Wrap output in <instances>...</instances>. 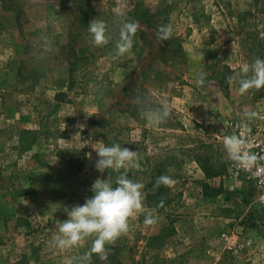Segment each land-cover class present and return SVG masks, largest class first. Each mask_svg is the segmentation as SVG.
Here are the masks:
<instances>
[{"label": "rangeland", "instance_id": "1", "mask_svg": "<svg viewBox=\"0 0 264 264\" xmlns=\"http://www.w3.org/2000/svg\"><path fill=\"white\" fill-rule=\"evenodd\" d=\"M120 4L0 0V264H66L89 250L92 239L61 251L51 236L65 207L93 197L98 178L115 186L119 173L95 167L91 146L105 140L140 154L129 176L145 185L158 220L145 226L137 215L107 246L108 260L93 255L92 264H264V215L253 189L229 175L217 138L261 125L264 88L241 95L221 73L264 59V0H129L123 11L140 28L124 56L114 51ZM97 18L112 36L104 47L88 32ZM169 23L171 39L159 40L158 26ZM138 99L167 101V123L141 119ZM160 175L179 183L157 208Z\"/></svg>", "mask_w": 264, "mask_h": 264}, {"label": "clouds", "instance_id": "2", "mask_svg": "<svg viewBox=\"0 0 264 264\" xmlns=\"http://www.w3.org/2000/svg\"><path fill=\"white\" fill-rule=\"evenodd\" d=\"M121 13L117 17L118 38L115 41L114 51L117 56L129 54L133 48L135 38L140 28L139 22L126 18L123 9L129 7V0H121ZM91 36V44L95 47L107 46L112 36L109 34V25L100 18L93 19L88 25ZM173 35L171 23L159 25L157 38L168 41ZM206 77L198 74L195 83L198 87L205 84ZM228 84L238 83V91L241 95L251 90L264 88V59L256 58L251 64L242 65L241 69L226 78ZM140 105L138 115L146 120L154 128H160L166 124L170 117V105L167 101H160L157 106L148 105L137 100ZM248 118H254L257 113L245 114ZM264 119V117H261ZM66 127V126H65ZM81 130L83 126H80ZM223 148L226 157L236 167L251 170L260 166L264 161V155L252 151L253 143L246 138L245 133L239 135H225L222 137ZM92 149L97 153L98 159L95 167L98 172L112 170L119 173L115 179V186L108 177L107 180L97 179L92 185L93 197L86 199L83 205L71 208L65 207L67 219L58 221L56 230L51 236L52 246L61 251L79 248L88 239H92L91 247L82 255L67 258L66 264H92V256L96 255L101 261H107L110 246L117 239L130 231V221L139 214L144 215L145 226L157 223L155 208H147L144 204L143 189L145 185L133 180L129 176L132 170L140 169V154L119 143L105 145L103 141H96ZM123 171L121 172V170ZM171 172L172 169H169ZM179 181L170 175H161L156 179L154 190L160 186L173 187ZM161 199L157 208L163 207Z\"/></svg>", "mask_w": 264, "mask_h": 264}, {"label": "built area", "instance_id": "3", "mask_svg": "<svg viewBox=\"0 0 264 264\" xmlns=\"http://www.w3.org/2000/svg\"><path fill=\"white\" fill-rule=\"evenodd\" d=\"M261 117H264V114H262ZM261 121V125H258L254 130L248 129L244 126H237L232 130L225 129L224 131H221V133L217 135V138L223 146V136L232 135L233 133L239 135L241 132H244L246 138L250 139L253 143L252 151L259 155H264V119L261 118ZM224 155L227 159L225 151ZM227 162L231 178L245 182L253 189L255 192L254 203L258 205L261 213L264 215V161H260V166L254 167L251 170L240 169L228 159Z\"/></svg>", "mask_w": 264, "mask_h": 264}, {"label": "trees", "instance_id": "4", "mask_svg": "<svg viewBox=\"0 0 264 264\" xmlns=\"http://www.w3.org/2000/svg\"><path fill=\"white\" fill-rule=\"evenodd\" d=\"M246 22V25H248L249 24V21H248V19L245 21ZM255 60V59H254ZM253 60V61H254ZM228 74L229 75H232V74H234V71L233 70H231L228 66H224L223 67V70H222V73H221V76H222V79H224V80H226V78L228 77ZM226 83H227V81H226ZM261 90V89H260ZM264 90V89H263ZM262 97H264V92H261L259 95H258V98H262ZM105 143L106 144H109L108 143V141L107 140H105ZM203 166V171H204V173H205V175H206V177L209 179V178H213V177H215L216 175L214 174V173H212L211 171H210V169L209 168H207V167H205L204 165H202ZM161 176V175H160ZM206 188H208V186H206ZM168 187H165V186H161V187H159V194H161L160 196H161V198H160V200L161 199H164V200H166L167 198H169V193H168ZM163 193V194H162ZM214 196V195H213ZM163 200V201H164ZM155 239V238H154ZM34 258H36V259H38L39 260V258L37 257V254H36V252L34 253ZM138 264H141L140 262H138Z\"/></svg>", "mask_w": 264, "mask_h": 264}]
</instances>
